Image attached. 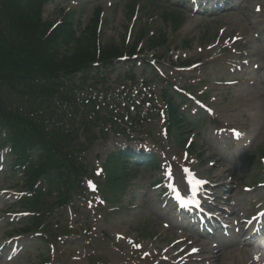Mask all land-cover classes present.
<instances>
[{
	"label": "rangeland",
	"instance_id": "obj_1",
	"mask_svg": "<svg viewBox=\"0 0 264 264\" xmlns=\"http://www.w3.org/2000/svg\"><path fill=\"white\" fill-rule=\"evenodd\" d=\"M75 1L80 3L78 7L83 5L81 9L76 7L72 0H49L42 17L57 19L56 8L72 9L76 19L80 16L82 25L86 26L93 12L101 7L105 13L101 31L104 41H113L117 45L123 40L132 43V35L134 36L135 33L153 30L149 36L163 35L170 45V50L174 48L169 54L172 58L183 56L197 59L200 49L203 53H207L209 45L214 43L212 47L219 48L224 39L232 36H237L244 41V44H248L249 52L253 56L251 63L257 64L260 70L254 69L247 73L251 83H241L230 90H213L210 96H217V99L215 101L209 99V102L214 101L212 108L216 111V122L206 119L202 127L188 132V138L194 137L195 153L197 156H202L197 159L198 162L194 168L201 177H204V181L209 184L217 182L219 187L213 197L207 195L203 201L208 202V205L216 210L232 212L234 218L232 222L244 213H250L251 216L255 214L259 199H264V190H260L253 182V178L261 177L259 173L251 172L253 170L251 167L257 170V158L264 153V0H239L237 5L240 8L239 11L218 17L195 15L192 14L191 9H185L183 12L174 11V15L170 17L172 20L173 17L182 18L178 23L166 22L163 17L155 18L154 15L144 14V11L136 15L134 10L131 12L133 5L137 8L143 6L144 0ZM112 1L115 2L110 6ZM159 1L161 5L154 3L152 8L160 9L162 13L171 12L169 10L180 2L179 0ZM256 1L262 2L261 13L246 12V8L257 3ZM167 4H171V8ZM219 28L224 29L225 34L222 43L217 45ZM144 47L147 48V46ZM177 47H180L179 52ZM147 51V58L156 52ZM167 75L180 81L176 69H170ZM223 75L225 71L221 76ZM135 78L136 83L131 88L127 87L131 81L124 79L121 75H118V78L115 75H105L96 82L89 79L85 82V94L100 99L103 104L108 102L113 106L117 117L122 113L135 114L133 106L142 109L139 120L148 121H144L141 128L153 134L154 138L145 136L146 140L152 144L160 137L161 122L157 115L146 109L143 98L139 97L143 92L140 90V84L144 81L142 85H147L150 79L149 74L145 75L141 69H137ZM150 85L152 93L156 94L159 85ZM157 99L159 101L158 95ZM134 101L136 103H132ZM158 101L154 99L155 104H158ZM223 125L234 128L245 136L241 145L234 149L227 137L215 133L214 130ZM104 136L106 140L99 146L94 145L86 154L89 169L92 166L97 168L102 163V160H96V156L103 157L109 152L116 134L106 130ZM166 146L170 148L166 151H171L172 154H176L179 150L175 144H166ZM183 165L187 164H179V166ZM139 166L137 175L123 183L121 187H127L128 192L125 197L122 198L124 189L115 194H107V198L111 196L108 202H103L101 199L103 196L87 194L85 200H76L72 210H65L56 218L55 221L62 226L69 225L79 229L80 235L57 242L58 245L53 248V252L59 258H55L57 261L54 264H88L86 259L88 254L101 257L108 264L250 263L251 257L246 243L244 245L243 242H239V239H234L236 237L226 240L223 235L214 233L201 235L184 222H179L171 212L164 210L156 199L158 190L147 189L148 184L154 181V177L151 178L152 175L141 165ZM8 178L7 175L0 173V190L13 186L16 180ZM98 183H102V180ZM247 186L251 187L250 192L246 191ZM207 190L212 191L210 188ZM115 196L117 197L114 198ZM10 203L6 205L0 200V264H39L38 256L43 255L47 248L37 236L29 238H17L15 234L12 236L17 228L9 226L7 224L10 222L9 217L4 215ZM98 207L111 209L109 212L102 213L97 211ZM112 207H116L117 212L116 208ZM52 229L56 230L54 226ZM102 233L108 236L107 240ZM200 236L206 240L203 241ZM120 237L122 239H119ZM182 238L185 240L183 239L180 246L175 243L171 245L173 241L177 242ZM198 243L213 246L214 250L210 251L212 253L215 251L214 258L199 261L198 257H188V250L196 248ZM184 246H186L185 252L182 249Z\"/></svg>",
	"mask_w": 264,
	"mask_h": 264
},
{
	"label": "trees",
	"instance_id": "obj_2",
	"mask_svg": "<svg viewBox=\"0 0 264 264\" xmlns=\"http://www.w3.org/2000/svg\"><path fill=\"white\" fill-rule=\"evenodd\" d=\"M43 1L0 0V147H11L10 170L23 173L30 190L39 184L32 199L20 202L22 209L34 214L25 220L20 231L24 234L40 231L57 209L67 206L83 189L86 174L79 147L66 146L57 124H47L44 112L34 107L50 104L51 109L54 100L69 101L76 77L112 69L117 59L134 55L140 41L137 38L130 48L123 41L103 43L98 12L84 29L70 15L54 27L41 18ZM157 40L150 39V47ZM164 92L172 94L171 89ZM169 106L170 131L181 130L185 115L176 102ZM130 157L124 152L108 156L104 165L108 191L130 176L128 166L131 172L135 169ZM50 197L51 204L43 203Z\"/></svg>",
	"mask_w": 264,
	"mask_h": 264
},
{
	"label": "snow or ice",
	"instance_id": "obj_3",
	"mask_svg": "<svg viewBox=\"0 0 264 264\" xmlns=\"http://www.w3.org/2000/svg\"><path fill=\"white\" fill-rule=\"evenodd\" d=\"M257 10H259V9H257ZM237 135H239V133H237ZM169 174H170V172H169ZM202 183V182H201ZM137 247H139V245H137ZM193 251H196V249H193Z\"/></svg>",
	"mask_w": 264,
	"mask_h": 264
}]
</instances>
